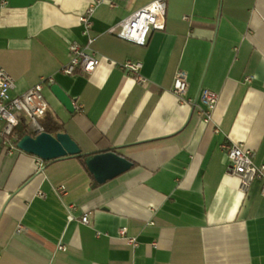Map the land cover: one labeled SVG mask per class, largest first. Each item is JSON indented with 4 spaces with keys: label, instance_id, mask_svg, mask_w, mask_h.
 <instances>
[{
    "label": "crops",
    "instance_id": "obj_1",
    "mask_svg": "<svg viewBox=\"0 0 264 264\" xmlns=\"http://www.w3.org/2000/svg\"><path fill=\"white\" fill-rule=\"evenodd\" d=\"M111 1L92 16L97 67L71 76L61 69L69 43H84L79 17L92 0L0 8L10 95L51 78L80 108L68 112L46 86L45 116L81 153L110 149L132 163L99 185L75 157L38 169V158L6 153L0 137V264H264V196L259 183L239 191L220 148L241 143L264 165V0H166L164 30L144 46L107 29L153 0ZM127 60L141 62L144 84L119 69ZM179 70L190 102L171 93ZM204 89L218 95L208 124L197 115Z\"/></svg>",
    "mask_w": 264,
    "mask_h": 264
},
{
    "label": "built area",
    "instance_id": "obj_2",
    "mask_svg": "<svg viewBox=\"0 0 264 264\" xmlns=\"http://www.w3.org/2000/svg\"><path fill=\"white\" fill-rule=\"evenodd\" d=\"M102 1L104 0H92L79 17L84 43L75 41L69 43L68 62L61 69L64 75L71 76L77 72L90 74L97 67L98 56L91 48L93 43L91 35L92 16L96 7ZM108 1L109 5L113 6L112 1ZM6 4L7 0H0V8ZM165 9L166 0H153L125 19L111 25L107 29V33L134 45L144 46L150 33L164 30ZM118 67L123 73L130 76L136 84L142 85L145 83V79L141 75V62L127 60ZM245 81L250 82V77H246ZM52 83L53 80L51 78H40L39 82L29 88L23 95L12 97L10 92L15 88L14 80L0 67V137L6 153L10 154L18 150L16 148L18 139L12 135V131L21 120L26 121L28 130L32 134L43 132L41 121L49 110L43 90L46 86L52 85ZM187 89V75L179 70L173 77L171 93L179 102H190L189 99H186ZM217 100V93L205 89L201 90L197 115L204 123L208 124L211 122L212 112ZM73 106L76 110L80 108ZM214 130L216 131V129ZM220 148L226 156L228 173L238 180L239 191L246 193L253 183H259L260 195L264 196V165H255L253 163L254 153L246 149L241 143L227 142L221 145ZM38 161V169H41L44 162L40 159ZM54 191L59 197L66 194L63 186L55 188ZM74 210V205L66 206L67 219L69 221L74 219L72 216ZM80 222L88 224V216L83 215L80 218ZM118 235L121 238H126L125 229H120ZM126 240L129 244L136 245L135 239L126 238ZM63 248V245L58 246L59 250Z\"/></svg>",
    "mask_w": 264,
    "mask_h": 264
},
{
    "label": "water",
    "instance_id": "obj_3",
    "mask_svg": "<svg viewBox=\"0 0 264 264\" xmlns=\"http://www.w3.org/2000/svg\"><path fill=\"white\" fill-rule=\"evenodd\" d=\"M49 89L68 112H74L73 101L56 84L50 85ZM16 148L43 162L82 154L76 142L67 133L62 132L55 135L46 132L34 133V136L25 135L18 139ZM84 163L93 180L99 185L126 173L132 167L128 159L110 149L87 154Z\"/></svg>",
    "mask_w": 264,
    "mask_h": 264
},
{
    "label": "trees",
    "instance_id": "obj_4",
    "mask_svg": "<svg viewBox=\"0 0 264 264\" xmlns=\"http://www.w3.org/2000/svg\"><path fill=\"white\" fill-rule=\"evenodd\" d=\"M41 127L43 129V132H46L50 135H55L59 132H62L63 129L60 125H58L56 122H54L51 118L45 116L43 118V120L41 121ZM12 135L19 139L25 135H31L34 136V134H32L31 132H29L28 130V125L26 123V121L21 120L19 122V124L13 129L12 131ZM87 154L82 153L80 156H76L75 158L80 162L82 168L88 173V175L92 178L91 174L88 172L85 163H84V159L86 157ZM53 162V161H50ZM50 162H44L45 164H48ZM93 179V178H92Z\"/></svg>",
    "mask_w": 264,
    "mask_h": 264
}]
</instances>
